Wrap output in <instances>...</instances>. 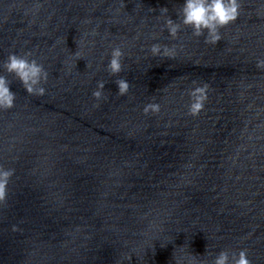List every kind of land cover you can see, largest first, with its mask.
<instances>
[{
    "label": "water",
    "instance_id": "water-1",
    "mask_svg": "<svg viewBox=\"0 0 264 264\" xmlns=\"http://www.w3.org/2000/svg\"><path fill=\"white\" fill-rule=\"evenodd\" d=\"M181 3L0 0V74L16 93L0 111V165L15 170L0 264H212L223 249L264 264V0H240L217 44L185 25L169 35L159 9L175 19ZM115 45L124 96L105 68ZM13 52L48 70L44 96L4 72ZM193 81L208 86L195 116Z\"/></svg>",
    "mask_w": 264,
    "mask_h": 264
},
{
    "label": "clouds",
    "instance_id": "clouds-1",
    "mask_svg": "<svg viewBox=\"0 0 264 264\" xmlns=\"http://www.w3.org/2000/svg\"><path fill=\"white\" fill-rule=\"evenodd\" d=\"M240 0H182L181 7L176 13V18L173 19L169 15V9L161 7L158 16H165L164 26L170 36L175 38L180 31L181 25L190 26L192 35L203 36L206 44H217L221 39L220 29L235 21L239 16ZM150 53L153 56L170 57L174 55V49L159 44H153L150 47ZM78 58L79 51L74 53ZM124 52L119 45L111 48L108 54L105 68L109 75L117 76L115 84L117 85V94L124 96L128 93L130 84L127 79L118 74L122 71V59ZM256 67L264 70V57H259L256 60ZM2 68L4 72L12 74L18 79L29 95L42 97L47 89L44 84L49 78V72L43 64L39 63L35 58H30V53L23 55L15 52L9 53L3 61ZM105 81L98 80L95 89L92 91V96L97 102L102 99H107L104 95ZM188 89L189 103L187 111L190 115L199 114L204 107V102L207 99V84L203 86L196 85ZM16 93L11 89V80L8 76L0 74V111L12 109L15 106ZM97 106V105H94ZM143 112L147 115L149 112L158 113L160 104L149 102L143 106ZM14 169L5 168L0 165V200H3L6 195V187L14 175ZM197 255H189L185 258L183 264H207V261L196 259ZM212 264H251L248 258L246 249H240L238 252L229 253L228 250H221L214 257Z\"/></svg>",
    "mask_w": 264,
    "mask_h": 264
}]
</instances>
